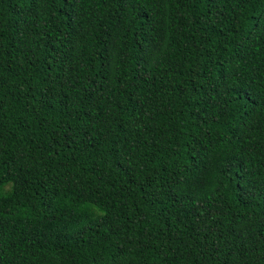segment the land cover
I'll use <instances>...</instances> for the list:
<instances>
[{
	"label": "trees",
	"instance_id": "obj_1",
	"mask_svg": "<svg viewBox=\"0 0 264 264\" xmlns=\"http://www.w3.org/2000/svg\"><path fill=\"white\" fill-rule=\"evenodd\" d=\"M0 264H264V0H0Z\"/></svg>",
	"mask_w": 264,
	"mask_h": 264
}]
</instances>
